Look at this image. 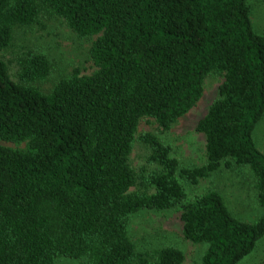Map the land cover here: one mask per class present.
I'll list each match as a JSON object with an SVG mask.
<instances>
[{
  "label": "trees",
  "instance_id": "trees-1",
  "mask_svg": "<svg viewBox=\"0 0 264 264\" xmlns=\"http://www.w3.org/2000/svg\"><path fill=\"white\" fill-rule=\"evenodd\" d=\"M247 0H0V264H182L174 245L139 250L131 217L180 209L182 234L204 249L198 264H238L264 235V33ZM57 19L97 35L95 69L61 76L44 91L52 61L27 48L12 57L18 27ZM208 75H222L196 128L205 162L183 167L161 134L197 102ZM151 117L159 133L137 134ZM142 161L131 163L135 142ZM246 175L261 214L236 217L211 186L222 171Z\"/></svg>",
  "mask_w": 264,
  "mask_h": 264
},
{
  "label": "rangeland",
  "instance_id": "rangeland-1",
  "mask_svg": "<svg viewBox=\"0 0 264 264\" xmlns=\"http://www.w3.org/2000/svg\"><path fill=\"white\" fill-rule=\"evenodd\" d=\"M247 1L253 5L251 19L254 28L264 33V0ZM44 22L43 26L18 27L15 30L13 46L5 51L12 61L9 64L10 73L14 74L15 71L12 57L27 48L44 53L53 63L48 78L36 83L44 91L49 90L55 81L74 69H78L82 74L91 73L95 65L90 55V47L97 35L79 37L60 20L48 19ZM222 80V75L206 76L202 94L194 106L178 118L168 131L161 134L183 167L205 162V138L204 134L197 130L196 125L216 97ZM143 132L159 133L153 118L144 117L139 120L137 134ZM253 137L257 146L264 151V118L255 126ZM142 153L143 148L136 141L131 153V163L134 167L141 163ZM235 171H222L212 177L200 179L195 185L186 181L183 183L189 195L202 193L211 186L215 187L223 194L228 208L236 217L254 221L260 216L261 209L252 197L251 179L247 180V185H242L247 174H235ZM129 236L142 251H150L164 245L182 248L185 254L182 264H198L204 249L201 244L192 243L184 238L179 208L145 209L134 214L129 223ZM53 264H83V260L60 257ZM238 264H264V235L256 242L253 251Z\"/></svg>",
  "mask_w": 264,
  "mask_h": 264
}]
</instances>
